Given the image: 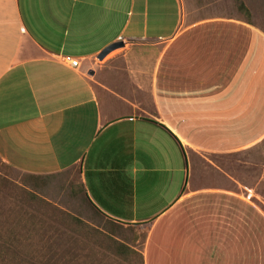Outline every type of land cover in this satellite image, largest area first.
<instances>
[{
    "label": "crops",
    "instance_id": "obj_1",
    "mask_svg": "<svg viewBox=\"0 0 264 264\" xmlns=\"http://www.w3.org/2000/svg\"><path fill=\"white\" fill-rule=\"evenodd\" d=\"M262 140L264 32L248 20H189L181 0H0V161L78 166L98 211L146 227L143 264H264L252 190L212 160L222 182L197 186L191 162Z\"/></svg>",
    "mask_w": 264,
    "mask_h": 264
},
{
    "label": "rangeland",
    "instance_id": "obj_2",
    "mask_svg": "<svg viewBox=\"0 0 264 264\" xmlns=\"http://www.w3.org/2000/svg\"><path fill=\"white\" fill-rule=\"evenodd\" d=\"M181 3L189 20L236 17L264 32V0ZM205 156L191 154L197 186L222 182L224 175L208 163L212 160L251 189L253 202L264 211V140L234 155ZM145 237V226L118 223L92 205L83 191L78 166L32 175L0 161V264H143Z\"/></svg>",
    "mask_w": 264,
    "mask_h": 264
},
{
    "label": "water",
    "instance_id": "obj_3",
    "mask_svg": "<svg viewBox=\"0 0 264 264\" xmlns=\"http://www.w3.org/2000/svg\"><path fill=\"white\" fill-rule=\"evenodd\" d=\"M122 46V42L121 41H117V42H114V43H111L109 45H107L106 47H104L100 52L99 54L97 55V59L101 60L103 59V57L108 54L110 51L118 48Z\"/></svg>",
    "mask_w": 264,
    "mask_h": 264
},
{
    "label": "built area",
    "instance_id": "obj_4",
    "mask_svg": "<svg viewBox=\"0 0 264 264\" xmlns=\"http://www.w3.org/2000/svg\"><path fill=\"white\" fill-rule=\"evenodd\" d=\"M68 62H69V65L72 66V67L79 66L78 60H73L72 59V60H69ZM247 193H248L247 195L250 196V193L249 192H247Z\"/></svg>",
    "mask_w": 264,
    "mask_h": 264
},
{
    "label": "trees",
    "instance_id": "obj_5",
    "mask_svg": "<svg viewBox=\"0 0 264 264\" xmlns=\"http://www.w3.org/2000/svg\"><path fill=\"white\" fill-rule=\"evenodd\" d=\"M240 8H241L242 10H244V12H247V10L245 9L244 5H240ZM83 191H84V188H83ZM84 192H85V191H84Z\"/></svg>",
    "mask_w": 264,
    "mask_h": 264
}]
</instances>
